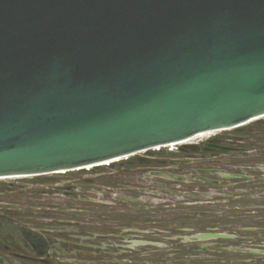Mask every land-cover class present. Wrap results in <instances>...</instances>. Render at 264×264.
Segmentation results:
<instances>
[{
    "label": "water",
    "instance_id": "1",
    "mask_svg": "<svg viewBox=\"0 0 264 264\" xmlns=\"http://www.w3.org/2000/svg\"><path fill=\"white\" fill-rule=\"evenodd\" d=\"M263 115L264 0H0V177L82 170Z\"/></svg>",
    "mask_w": 264,
    "mask_h": 264
},
{
    "label": "rangeland",
    "instance_id": "2",
    "mask_svg": "<svg viewBox=\"0 0 264 264\" xmlns=\"http://www.w3.org/2000/svg\"><path fill=\"white\" fill-rule=\"evenodd\" d=\"M209 142L243 144L250 152H264V117L238 128L220 130L178 145L171 144L169 148L164 146L159 151L157 148L144 150L109 166L0 180V210L7 211L23 222L39 226L51 221L47 215L55 218L53 214L62 221L73 219L71 215L82 214L83 222H104L101 219L109 212L111 196H95L86 191L157 190L162 193V245L161 248L153 246L146 249V264H156L155 252L161 255L162 264H264V171H246L256 179L251 177L249 181L243 182L233 180L230 176L238 172L229 166V159L234 157L225 156V164L228 165L223 166L219 158L208 156L201 150ZM199 158H207L209 165H196L202 162ZM257 158L254 154L249 156L252 160ZM259 159H262L259 163L264 166V157ZM198 168L216 170V175L210 177L219 179L221 184H193L149 175L152 170L190 175L193 169ZM257 182L262 186L252 188ZM236 183L246 189L230 190L225 200L219 197L220 190L236 186ZM194 189L208 191L207 198L198 202L181 195L171 198L174 193H170L173 191L190 193ZM65 192L88 195L98 201L72 200ZM222 204H226V209L221 208ZM244 205L247 208L236 211V208ZM203 206H211L212 211H217L210 215L211 229L218 228L216 232L226 233L228 237L208 241L190 239L194 230L188 231L190 219L198 223L197 219L200 218L192 214L187 216L188 211L195 207L202 209ZM223 210L226 212L223 213ZM195 226V232L204 229ZM197 246L205 248L198 250ZM231 248H248L256 253L248 254Z\"/></svg>",
    "mask_w": 264,
    "mask_h": 264
},
{
    "label": "flooded vegetation",
    "instance_id": "3",
    "mask_svg": "<svg viewBox=\"0 0 264 264\" xmlns=\"http://www.w3.org/2000/svg\"><path fill=\"white\" fill-rule=\"evenodd\" d=\"M220 147H225L226 149ZM201 150L208 156L219 158V162H222L223 166L228 165L225 164V156L234 157V159H229V166H232V169H236L238 172L234 176H230V178H234L233 180L240 182L249 181V178L254 177L247 174L246 171H264L263 164L259 163L262 160L259 158L264 157V152H250L243 144L209 142ZM253 154L258 156V158L255 160L249 159V156ZM207 158H199L202 162H197L196 165L207 167L209 165ZM257 160L259 161L255 162ZM193 170L189 175L191 180L181 182L221 184L219 179L210 177L216 175V170L211 168ZM158 171L167 170H152L149 175L154 178L173 180L152 174ZM255 176L259 177L258 175ZM257 186L262 185L257 182L252 188ZM232 189L234 191H243L246 188L238 184L233 187L229 186L218 192L219 197L225 200ZM86 192L95 196H111L109 212L106 217L101 219L104 222H83L81 221L82 214L71 215L70 217L73 219L62 221L63 219L56 218L55 214H53L55 218L52 215H47L51 218V221L39 226L23 222L10 215L7 211L0 210V264H146V249H150L153 246L161 248L162 245V193L157 190L134 192L113 189ZM65 193L72 200L98 201L88 195ZM208 193V191L194 189L190 193L173 191L170 194H173L171 198H177L181 195L192 202H198L204 201ZM215 193L217 194V192ZM139 194L141 195L139 196ZM222 205L221 208L226 209L224 207L226 204ZM201 208H190L188 211L189 215L187 216L192 214L200 218L197 219L198 223L194 222L195 219H190L188 231L194 229L190 239L194 241L218 239L197 238L198 235L203 233H221L216 232L218 228L211 229V226H209L210 215L215 214L217 211H212L210 209L211 206H203ZM242 208H247V205L236 208V211L241 212ZM225 212L223 210V213ZM200 221L203 222L201 223ZM195 224L197 228L204 227V229L195 232ZM196 248L200 250L204 249L205 246H197ZM213 249L218 248L213 247ZM159 256L160 258H158ZM154 257L156 264H162L159 253L155 252Z\"/></svg>",
    "mask_w": 264,
    "mask_h": 264
},
{
    "label": "bare ground",
    "instance_id": "4",
    "mask_svg": "<svg viewBox=\"0 0 264 264\" xmlns=\"http://www.w3.org/2000/svg\"><path fill=\"white\" fill-rule=\"evenodd\" d=\"M262 117H264V115L263 116H260V117H257V118H262ZM256 118V119H257ZM246 123V122H245ZM242 124H244V123H242ZM247 124V123H246ZM245 124V125H246ZM244 126V125H243ZM218 131H220V130H218ZM215 132H217V131H208V132H203V133H200V134H198V135H196V136H194V137H192L193 139H196V138H199V137H203V136H206V135H210V134H212V133H215ZM192 138H190V139H187V140H184V141H181V142H177V143H172V144H175V145H178V144H182V143H185L186 141H189V140H193ZM169 145H171V144H169ZM165 146V147H170V146ZM155 148H161V147H155ZM126 158H129V156H122V157H118V158H114V159H110V160H105V161H103V162H100V163H98V164H93V165H88V166H85V169H89V168H93V167H96V166H102V165H110L111 163H115V162H118V161H120V160H122V159H126ZM84 167V166H83ZM79 168H77V170H78ZM63 172H66V171H61L60 173H63ZM27 178V177H29V176H26V175H14V176H1L0 177V180H7V179H12V178Z\"/></svg>",
    "mask_w": 264,
    "mask_h": 264
},
{
    "label": "built area",
    "instance_id": "5",
    "mask_svg": "<svg viewBox=\"0 0 264 264\" xmlns=\"http://www.w3.org/2000/svg\"><path fill=\"white\" fill-rule=\"evenodd\" d=\"M170 147H171V146H170ZM156 150H158V151H159V150H160V148H157Z\"/></svg>",
    "mask_w": 264,
    "mask_h": 264
}]
</instances>
